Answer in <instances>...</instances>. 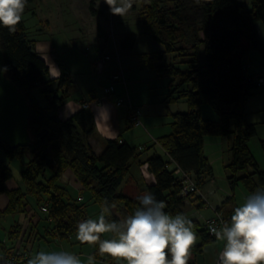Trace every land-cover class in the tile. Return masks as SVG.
Returning <instances> with one entry per match:
<instances>
[{"label": "trees", "instance_id": "1", "mask_svg": "<svg viewBox=\"0 0 264 264\" xmlns=\"http://www.w3.org/2000/svg\"><path fill=\"white\" fill-rule=\"evenodd\" d=\"M36 0H28L27 6ZM90 8L94 11L93 3ZM141 23L145 32L164 45L166 52L175 53L181 68L158 65L164 54L140 55V68L154 70L159 76L171 75L178 80L164 103L184 99L189 111L172 114V133L160 138L159 144L171 158L167 162L154 155L146 163L155 177L147 191L166 203V212L184 214L185 200L196 193L181 196L182 181L174 174L180 168L192 174L198 189L204 186V175L213 176L211 162L205 154L207 137L231 140V172L233 184L242 182L249 194L264 187V171H260L249 148L256 137L255 127L247 122L246 104L259 90L255 77L247 76L243 58L257 51L264 60V44L257 24L264 26V0H142ZM137 35L127 34L121 41L123 51H132ZM1 48L4 53L7 77L28 99L32 118V144L26 148H11L0 140V195L7 194L9 206L3 214L14 215L25 210L29 198L47 205L45 220L62 239L76 234L77 224L87 217L85 197L102 210L105 201L111 209L110 219L119 222L139 207V201L120 191L131 171V161L140 158L137 148L120 140H110L104 153L97 156L89 138L95 130L94 113L87 108L69 119H62L60 111L68 100L63 92L66 79L49 80L50 67L36 51V41L29 38L25 21L16 25L15 32L0 25ZM247 41L242 55L238 50ZM207 67L202 66V48ZM135 106V105H134ZM209 106L217 121L205 119L201 109ZM136 107V106H135ZM41 134V135H39ZM264 148V141L262 142ZM29 154L30 160L21 172L26 189L9 190L13 179L8 162ZM176 167L170 170L172 164ZM252 172H251V171ZM71 172L82 187V201L77 202L73 189L63 179ZM243 175V176H239ZM227 218V217H226ZM199 229L201 243L194 248L202 253L217 242L205 226L193 221ZM197 226V227H196ZM200 226V227H199ZM12 234L19 233L20 225ZM106 238V237H102ZM93 256L109 264L125 260L100 254L94 246ZM188 264H194L189 257Z\"/></svg>", "mask_w": 264, "mask_h": 264}, {"label": "crops", "instance_id": "2", "mask_svg": "<svg viewBox=\"0 0 264 264\" xmlns=\"http://www.w3.org/2000/svg\"><path fill=\"white\" fill-rule=\"evenodd\" d=\"M59 1L60 0L58 1L57 0H47V1L36 0L35 4L36 3L38 4H37V7L34 8L35 11L33 12V15H35V18L39 19L40 15L43 14V11H41V8L44 6H42V4H46L45 6H47L48 3L50 2L52 7L53 8L55 7V8L54 10H50V12L48 13V16L50 15L53 16V21H54V17L60 18L58 17L60 14L57 13L56 11H59V9H61L62 11L63 10L65 11L66 8H69V7L66 3L64 6H60ZM94 1L97 4L101 2L102 0H98V1L94 0ZM37 8L39 12L36 10ZM39 21L40 22H37L36 30H34V32H31L26 25L27 34L29 35V38L36 36L37 39H34V40L36 41L35 46H36L37 53L42 58H44L48 64H51L52 59H50V56H56L58 54L57 52L59 51V48H58V45L55 42H53L51 39H44V37L48 31L46 30L47 28L50 29V31H52V26L54 25L59 26L60 23L52 22L49 18H46V22H43L41 19H39ZM79 23L82 24V29H81L82 32L83 30H85V32H88L89 30L91 31L90 26H89L90 24H87V22L81 21ZM256 27H257L258 34L264 44V26L261 23H258ZM97 29H99L98 31L103 32V36L106 35V31H105L106 29H101V26L97 27ZM98 36H100V32ZM246 46L247 44L243 45L242 51L239 53L240 55H242L243 49ZM63 51L61 53L63 54V56L61 57L62 68L60 72H57L54 77L51 74H50L51 76L48 77L49 80L55 81V88L58 87V81L60 80L61 77L64 76V78L66 79V82L64 83L63 92L68 96V100L60 111V117L66 120L80 113L83 110L82 105L84 103L89 104V109L94 113L95 121H96V118L98 117L96 114L98 108L102 109V110H99L100 112H102L103 109L107 110L106 115H108V113L111 110H114L115 115L111 116V120H110V116L105 117L107 120V123L109 122V124L111 122H114V118L116 119L114 125L111 124L107 126L109 131H111L109 133L117 132V136L119 137L118 141L122 140L125 143L129 144L130 146L137 148L138 150L139 148L144 151H146L147 149H150L149 156L144 157L143 159L140 156L139 159L135 161L134 160L131 161V169H132L131 173L127 177V179L124 181L125 189H123L122 193L126 194L127 196L131 198L137 199L138 196L144 194L145 192H148L147 191L148 187L155 183V177L150 172L146 162L154 155H160L159 150L157 149L160 148L161 149L160 151H163L169 157V159L167 160V159H164L162 155H160L163 157L165 161L171 162L170 156L163 149V147L159 144V140L160 138L171 135L172 133L171 124L173 123L172 114H176V112L173 113L171 111L169 107L171 105L169 103L168 104L164 103V96L162 95L161 92L160 93L156 92V90L152 88H150L148 92L137 90L132 84L130 85L128 84L132 82V79L130 78V82H127L126 81L127 79H125L124 77L122 78L125 84L123 82L122 84L118 83L117 85H115V93L111 97L103 99V101L106 100V103H107L105 106L104 105L99 106V104H95L94 102L91 101V97L93 96L98 97L96 95V92H94V90L90 91V96L88 95L89 96V100H88V97H86V93L82 90L83 87L80 86V83L77 84V82L75 81V76L79 75V72L77 69L73 68L72 64L75 61H77V59H80L82 61V55L77 51H74L72 54H68ZM68 55H71V56L67 58ZM252 55L253 54L250 52L246 57H244L243 63H244L247 76L256 77L257 75L261 73V71L264 68V60L261 59V62L258 65L257 69H254L253 62L251 61ZM109 61H111V59ZM117 61L118 62H117L116 68L120 67L119 72H122V73H118L117 69L115 70L111 69L107 71L106 74H107L108 84L106 86H109L111 84V79L114 74H119L122 76V74L124 73L123 71L124 68L122 66V60L120 59V57H118ZM139 70L141 69L139 68ZM139 70L137 68V71ZM51 71H52V67H50V73ZM142 71L141 73H147V72H142ZM141 73L139 72L138 74L140 76L139 81L143 83V78H145L146 76L141 75ZM260 89H263V88H259V90ZM79 91L83 94V97H80ZM75 96L78 98L77 100L73 99V97ZM99 98L100 99L103 98V94ZM118 98H122L126 102L132 103L133 105H135L136 107L142 110L144 130L140 131L141 127L135 128L139 130L134 133L135 136H131L128 133H126L125 138L121 136L122 133L120 129H125V128L132 129L134 127L130 126L128 123V117H129L128 108L126 106L125 107L116 106L115 101ZM250 99H252L253 104L256 105V101H257L255 100L256 95H254ZM119 109H121V111H119ZM204 109L205 108L201 109L202 114L204 112L203 111ZM205 118L213 120V121H217L216 116L213 115L211 112H209ZM96 124H97V121H96ZM112 136L113 135H111L110 137ZM213 138H215L216 140L217 137H213ZM217 139H221V138H217ZM88 140H89V143L94 153L97 156H100L104 153L107 147V142L110 141L111 139L109 138L107 141L103 143V142L98 141L97 138L94 137V133H93L92 136ZM137 146H139V148ZM249 148L251 152L253 153L251 145H249ZM205 154L208 157L209 161L212 162L210 159V155L206 153V150H205ZM231 160H232V157L228 159L227 163H225L224 165L225 168L231 163ZM256 162L258 164L260 171H264V160L258 161L256 159ZM173 165L175 168L176 164L173 163ZM214 172H213V176H210L209 174L204 175V186L199 189L198 193L194 197L189 198V200H191L193 203L188 204L189 203L188 200H185V203H184V214L189 213L191 210L195 211L194 207L197 208L196 212L192 213V214H195L193 218L202 217V212L200 210L203 208V206H205V209H202L203 211L206 212V215H204L205 216L204 226L209 220L215 218L217 213L219 212L224 214L227 217L226 221H229L234 208L240 205L237 203L238 200L236 198V195H237L236 187L239 185L240 182L237 184H233L229 180V177L232 175L231 172L227 175V178H226L227 182L223 180H220V181L216 180ZM67 174H71V173L67 172ZM239 176H243V175H239ZM129 182L133 185L132 193L127 191V188H128L127 183ZM7 187L9 190H17L18 188H20V185L18 181L11 179L10 181L7 182ZM70 187L73 190L77 191V195H75L77 202H80L79 201L80 197L82 198L83 195H85V193L86 194L88 193V192H85L83 194L82 187L76 181L73 183V186L72 184H70ZM84 202L87 203L85 207L87 210L86 219L92 218L88 207L89 205L91 206L94 203V201L91 200L89 197H85ZM8 206H9V197L7 196V194H1L0 195V218L5 217L3 212H5ZM24 211L25 213L22 219V224L18 223V225L21 226V228L18 230L19 233L11 235V232L15 230L14 229L15 225L11 227V225L9 224V226L6 228H2V229L0 228V264H5L6 256L11 251L18 249V248L26 249V251L30 254V257L31 255L39 252L42 249L46 251L64 250V251L73 252L74 254L78 255L82 259L84 264H88V258L90 256L93 257V264H109L108 262H105L103 260L96 259L93 256V252L95 250L94 246L80 243L76 239V234L67 239H62L61 237H59L57 233H55V231H53L52 229L53 224L50 221L45 220L46 216L44 212L41 211V213L43 214L41 216L40 213L34 210L32 207L29 208V205L26 207L25 210H22V212ZM99 214H100L99 211H97L96 214H92V215L94 218H97ZM194 221H197V220H194ZM200 243H201V238H200ZM222 249L223 248L218 247L216 243H214L212 245H208L207 247H205L202 253H199V254L195 253L196 255L194 259L191 257V254H192V250H191L190 258L191 260L194 261V264H216L218 254L222 251ZM121 264H124V262Z\"/></svg>", "mask_w": 264, "mask_h": 264}, {"label": "rangeland", "instance_id": "3", "mask_svg": "<svg viewBox=\"0 0 264 264\" xmlns=\"http://www.w3.org/2000/svg\"><path fill=\"white\" fill-rule=\"evenodd\" d=\"M59 2H60V6H64L66 3L69 7L66 8L65 11L63 10L64 12L61 9H59V11H56L61 15L58 16L60 18L54 17V21H53V16L51 15L48 16L50 10H54L55 8L52 7L50 2L48 3L47 6H45L46 4H42V6H44L41 8L43 14L40 13L41 14L40 17L38 15L39 19H41L43 22H46V18H49L52 22L60 23L59 26L57 25L52 26V31H50V29L47 28L46 30L48 31L44 37V39H51L53 42H55L58 45L59 48V51L57 52L58 54L56 56H50V59H52V63L48 64L49 67H52V71L50 74L53 77L56 75L57 72H60L62 68L61 57L63 56V54L61 53L64 50L63 52H66L68 54H72L74 51H77L82 55V61L80 59H77V61H75L72 64L73 68L77 69L79 72V75L75 76V81L77 82V84L80 83V86L83 87L82 90L86 93V97H88V100L90 96V91L94 90V92H96V95L98 97L96 96L91 97V101L94 102L95 104H99V106L101 105L105 106L107 104L106 100L102 101V103H98L99 97H101L102 94L104 95V88L107 87L106 85L108 84L106 72L111 69L113 70L117 69L118 71L117 70L116 71L118 73H122L119 72L120 67L116 68L118 57H120V59L122 60V66L124 68L123 70L124 73L122 74V76L121 75L120 76L127 79L126 80L127 82H130V78H131L132 82L128 84L129 85L132 84L137 90L148 92L150 88H152L155 89L156 92L159 93L161 92L165 99L167 98L169 92H171V89L173 88L172 84L173 83L178 84V80H176V78L171 75L159 76L158 74H156L154 70L147 69L142 71V69L140 68V55L143 54H148L150 56H154L156 54L157 55L164 54L163 60L159 61L158 63L159 66L160 65L174 66L178 69L182 67L180 65L179 59L176 60L177 55L175 53L166 52L164 45L156 42L150 34L145 32V27L141 23L142 0H131V8L123 16L113 15L110 12L109 6L105 3V0H102L97 4L95 3L94 0H60ZM92 3L93 6H95L94 11L90 8ZM37 4L38 3L36 4L34 3L33 5L26 6L25 11L23 13V20L26 21L25 23L31 32H34V30H36L37 22H40L39 19L35 18V15H33V12L35 11L34 8L37 7ZM36 10L38 11V8ZM81 21L90 24L89 26L91 31L89 30L88 32H85V30H83L82 32L81 31L82 24L79 23ZM99 26H101V29H106L105 36H103L102 31H98L99 29H97V27ZM99 32H100V36H98ZM127 34H134L138 36L135 47L132 51H123L120 47L121 41L125 38ZM30 39L34 40L37 38L35 36V37H30ZM245 44H247V41L243 42V44L238 50L239 53L242 51L243 45ZM201 53H202L201 64L206 69L207 61L205 57L204 47L202 48ZM251 53L253 54L251 57V61L253 62L254 69H257L258 65L261 62L262 57L260 53L257 51H252ZM70 56L71 55H68L67 58H69ZM106 57H110L111 61L105 62ZM137 68L138 70L139 68L141 70L137 71ZM141 71L147 73H141ZM139 72L141 73V75L146 76L145 78H143V83L139 81L140 80V76L138 75ZM114 75H119V74H114ZM79 94L80 97H83V94L80 91ZM254 95H256V99H255L257 100L256 105L253 104L252 99H250L246 104L247 122L248 124L253 125L257 131L256 137H254L249 142V145H251V148L253 150L256 159L258 161H263L264 148L262 147V142L264 141V89L255 91L253 96ZM73 99L77 100L78 98L75 96L73 97ZM173 102L172 101L169 102V104L171 105L169 107L173 113L174 112L186 113L189 111L188 105L184 99H181L180 101L178 100L177 102L176 101ZM128 103L129 102H127V104ZM123 107H125V105ZM203 108H205L203 110L204 118L209 112L215 115L209 106H204ZM99 110L102 109L101 108L97 109L96 114L98 117L96 118L97 124L95 121L94 137L97 138L98 141L103 143L107 141L109 138L111 140H118L119 137L117 136V132L109 133L111 131H109V129L107 128V126L111 124L114 125L116 119L114 118V122H111L109 124V122L107 123V120L105 118L106 116H110V120H111V116L115 115L114 110H111L108 113V115H106L107 110L103 109L102 112H100ZM119 111H121V109H119ZM143 122L144 121L142 119V126L140 128V131L144 130ZM120 130L122 133L121 136L124 138L126 133H128L131 136H135L134 133L139 131L138 129L135 128L132 129L125 128ZM111 135L113 136L110 137ZM231 145L232 144L230 139L221 140L216 138L215 140V138L213 137L206 138L205 150L206 153L210 155V159L212 161L211 165L212 168H214L213 170L215 172L214 171L213 172L215 174L216 180L226 181L227 175L230 173V171L227 168H225L224 165L225 163H227L228 159L232 157V153L230 151ZM137 147L139 148V146ZM157 150H159L160 155H162L164 159L167 160L169 159V157L163 151H160L161 150L160 148ZM138 151L140 152L142 159L150 155L149 153L150 149L144 151L139 148ZM0 158L5 160L4 156H2L1 154H0ZM29 160H30V155L26 154L22 158H16L8 162L13 172V179L19 182V185L20 187L23 188V190L26 189V186L22 181L21 172L25 169V166ZM173 168L174 165L172 164L170 170ZM63 182L67 183L69 186L70 184H72L73 186V183L75 182V178L72 175V173L71 174L66 173ZM127 185H128L127 191L132 193L133 185L130 182L127 183ZM124 186L125 183L120 188L121 192L123 191V189H125ZM73 194L77 195V191L73 190ZM236 194H237L236 198L238 200L237 203L241 204L243 203L244 198L249 194V192L246 190V187L240 182L239 185L236 187ZM187 200L189 201L188 204L193 203L191 200L189 199ZM28 203H29V208L32 207L34 210L39 212L41 216L43 215L40 209L43 203H37V201H35V199L33 198H29ZM88 208L93 219L95 218L93 217L92 214H96L97 211H99V213L101 212L99 206L95 202L91 206L89 205ZM202 209H205V206H203ZM202 209L200 210L202 212V217L200 218L199 217L193 218L195 214L192 213L196 212L197 210L196 207H194L195 211L191 210L189 213L186 214L192 221L194 220H197V222L199 221L200 223L199 222L198 223L200 226L202 225L204 226V222H205L204 215H206V212L203 211ZM24 213L25 211L22 212L21 210L18 211L17 213H14V215L5 214L4 218H0V228L1 229L6 228L9 226V224L11 225V227L18 223L22 224ZM201 228L202 227L195 229V224H194V230L197 233L198 240L191 249L192 250L191 257L193 259L195 258L196 255L194 248L200 243L199 229ZM216 245L220 248H223L224 243L217 240ZM124 264H126V261L124 262Z\"/></svg>", "mask_w": 264, "mask_h": 264}, {"label": "clouds", "instance_id": "4", "mask_svg": "<svg viewBox=\"0 0 264 264\" xmlns=\"http://www.w3.org/2000/svg\"><path fill=\"white\" fill-rule=\"evenodd\" d=\"M28 0H0V25L15 32ZM113 15L123 16L131 0H105ZM4 71H7L5 67ZM139 207L119 222L111 220V205H102L98 218L78 222L76 239L90 246L98 245L99 253L120 258L126 264H188L198 236L193 221L183 213L166 212V203L151 192L137 197ZM209 231L224 243L219 264H264V187L248 194L235 207L229 221ZM107 236L108 238H102ZM26 264H84L70 251L40 250ZM93 264V257L88 258Z\"/></svg>", "mask_w": 264, "mask_h": 264}, {"label": "water", "instance_id": "5", "mask_svg": "<svg viewBox=\"0 0 264 264\" xmlns=\"http://www.w3.org/2000/svg\"><path fill=\"white\" fill-rule=\"evenodd\" d=\"M4 69V53L0 41V140L11 148H26L33 142L30 133L31 105L7 77Z\"/></svg>", "mask_w": 264, "mask_h": 264}, {"label": "built area", "instance_id": "6", "mask_svg": "<svg viewBox=\"0 0 264 264\" xmlns=\"http://www.w3.org/2000/svg\"><path fill=\"white\" fill-rule=\"evenodd\" d=\"M111 58L106 57L105 60L109 61ZM255 81L259 88L264 89V69L262 72L255 77ZM123 78L120 75H114L111 79V84L104 88V95L103 98H99L98 103H101L104 98L111 97L115 93V85L118 83H123ZM125 83V82H124ZM117 107H123L124 105L128 108L129 117L128 123L130 126L134 128H138L142 126V110L138 107H135L132 103H128L122 99L118 98L115 102ZM88 105L86 103L83 105V108H87ZM122 143V141H120ZM174 174L180 178L182 181V189H181V196H188L191 193H197L199 191L197 182L193 179L192 174L189 172H185L180 168L174 169ZM82 199L79 198V201ZM41 211L44 213H48L47 205H43L40 207ZM221 221H226V216L222 213H217L216 217L209 220L206 223L205 229L210 235H213L209 231V227L216 226L219 227L221 225ZM221 253V252H220ZM220 253L218 254L216 264H219V257ZM30 258V254L26 251V249L18 248L11 251L5 258V264H26L27 259Z\"/></svg>", "mask_w": 264, "mask_h": 264}]
</instances>
